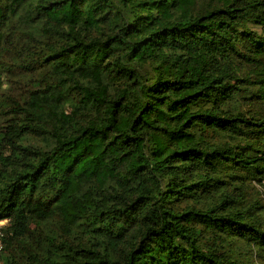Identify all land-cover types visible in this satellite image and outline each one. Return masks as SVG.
Instances as JSON below:
<instances>
[{
    "label": "trees",
    "instance_id": "1",
    "mask_svg": "<svg viewBox=\"0 0 264 264\" xmlns=\"http://www.w3.org/2000/svg\"><path fill=\"white\" fill-rule=\"evenodd\" d=\"M17 49L1 264H264V0H0Z\"/></svg>",
    "mask_w": 264,
    "mask_h": 264
},
{
    "label": "rangeland",
    "instance_id": "2",
    "mask_svg": "<svg viewBox=\"0 0 264 264\" xmlns=\"http://www.w3.org/2000/svg\"><path fill=\"white\" fill-rule=\"evenodd\" d=\"M253 28L261 31V28L258 26L253 25ZM17 51L14 50L12 53L4 52L2 56H0V76L3 80L2 88L4 89V94L0 103V134H2L7 120L14 115L13 108L23 104L24 100L27 98L26 95L32 89L33 85L30 78L33 77L36 79L37 77L33 69L26 71L21 67L20 62L22 61L21 57H23V54L19 49H17ZM247 195L252 200H257L264 205L263 185L253 183ZM261 219L264 224V213ZM254 261L256 264L262 262L258 256L255 257Z\"/></svg>",
    "mask_w": 264,
    "mask_h": 264
},
{
    "label": "built area",
    "instance_id": "3",
    "mask_svg": "<svg viewBox=\"0 0 264 264\" xmlns=\"http://www.w3.org/2000/svg\"><path fill=\"white\" fill-rule=\"evenodd\" d=\"M9 218H0V264L2 263V252L4 249V242H3V234H4V227L9 222Z\"/></svg>",
    "mask_w": 264,
    "mask_h": 264
}]
</instances>
